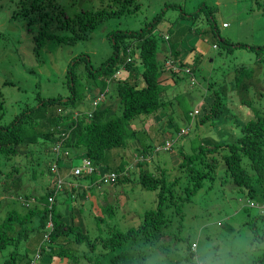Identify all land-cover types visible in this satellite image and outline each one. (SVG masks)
<instances>
[{"label":"trees","instance_id":"1","mask_svg":"<svg viewBox=\"0 0 264 264\" xmlns=\"http://www.w3.org/2000/svg\"><path fill=\"white\" fill-rule=\"evenodd\" d=\"M97 1L95 8L82 6V9L68 13L55 0H17L9 15L24 21L32 42L31 54L43 62L40 53L43 45H70L86 40L103 21L133 14L139 7L136 0ZM262 5L264 13V1ZM164 13L156 12L139 29H109L105 37L110 52L106 57L93 65L89 54L80 52L75 55L65 66L61 81L65 89L63 93L48 96L36 93L32 100L25 97L14 100L12 105L17 111L8 119L3 88L12 82L6 77L0 78V193L17 194L22 197L19 199L21 202L26 201L25 212L10 208L1 219L0 249L12 244L15 246L22 239H28V248V243H33L30 237L36 232L40 241L32 254L26 253V246L23 249L21 258H26L25 264H92L91 255L99 257L96 263L100 264L104 254L110 255L111 264H147L146 259L153 246L163 244L166 247V234L170 236L172 231L170 216L178 214L181 221L183 202L191 201L208 183L217 163L221 164L224 173L221 181L230 179L239 191H244L249 197L259 194L257 199L263 202L264 207V87L256 75L258 71L243 64L232 66L230 82L239 96L236 101L242 108L240 112L251 115L241 116L235 121L238 134L235 133L231 140L221 138L209 144L201 143L192 153L180 148L181 158L175 166L177 174L170 180H167L162 167L157 173L146 170L149 160L144 159L134 162L139 163L140 168L130 165L132 170L129 171L121 157L114 168L107 170L106 154L110 150L113 153L116 149H128L130 142L137 140L133 120L140 115L151 116L167 101L160 95L163 92L160 79L170 74L176 76L172 69L167 71L169 62L172 67L190 68L195 78L201 80L196 68L189 65V56L184 57L178 42L171 40L166 31L156 30ZM191 27L188 32L194 30ZM213 32L218 35L216 28ZM217 37L220 45L228 47V50L236 46L232 41ZM238 44L249 46L243 42ZM249 48L256 51L257 62H263L264 44ZM202 55L197 53L193 56V65L196 66ZM207 85L197 127L201 123H214L223 102L220 91H217L221 89H211L210 82ZM112 91L116 97L111 96ZM250 92L253 96L249 95ZM106 98L115 99L116 107L107 103ZM168 119L175 126L172 117ZM183 128L188 129V125ZM175 130L179 131V127L176 126ZM162 142L161 139L159 143ZM144 143L146 146H142L139 153L151 159L152 145ZM86 158L94 167L93 172L76 173L74 168ZM75 160L79 161L76 166L73 164ZM13 162L18 165H13ZM105 172L116 174L114 185L131 183V173L137 176L133 180L142 189L155 191L156 203L155 207L143 209L137 225L125 232L112 223L113 203L104 204V210L94 216L98 234L89 236L78 222L73 221L75 215H81L78 203L75 206L74 201L99 194L102 189H98L105 185L99 182L100 175ZM37 176L45 179V184L41 181L39 188L32 185ZM29 185L31 187L27 188ZM26 198L34 202L29 203ZM63 203L70 221L63 213ZM171 208L174 213L168 212ZM259 213L257 216L264 221V209ZM249 226L257 237L254 222L251 221ZM83 243L89 249L78 258L76 245ZM189 245L195 252L196 241ZM261 255L264 258V253ZM16 260L15 252H11V258L5 264H16Z\"/></svg>","mask_w":264,"mask_h":264},{"label":"rangeland","instance_id":"2","mask_svg":"<svg viewBox=\"0 0 264 264\" xmlns=\"http://www.w3.org/2000/svg\"><path fill=\"white\" fill-rule=\"evenodd\" d=\"M263 1L136 0L139 4L136 12L103 21L86 40L70 45L52 43L43 45L40 50L42 62L41 59L37 61L31 54L32 42L26 32L24 21L11 18L9 15L13 11H11L12 7H16L17 0H0V78L6 77L12 82V85H6L3 88L6 98V118L12 117L17 111V108L12 105L15 104L14 100H19L21 97L32 100V96L36 93L41 96L63 93L65 89L61 81L65 66L69 59L75 55L80 52L89 54L93 65L106 57L110 52V45L105 37L109 29H139L156 12L165 11L156 30L160 28L162 31H166L171 40L178 42V46L183 49L184 57L189 56V62L193 63V56L197 53L198 55L203 54L196 63V74L201 80L198 84H192L195 78H190L189 82V78L184 74L183 80L172 78L176 82H169L164 86L166 91L160 93V95H164L169 91V94H172L169 95V98H167L168 96L164 97V100L167 101L163 103L162 107L157 109L153 116L140 115L133 120L137 129V139L140 136L144 138L143 133L149 134L148 137L151 138L152 143L160 142L163 137L169 138V142L172 144L169 150H156L151 159L148 156H133L131 149H116L113 153L110 150L111 155L106 154L105 162L108 163L107 170H109L114 168L118 159L123 157L127 161L126 167H129V171H131L130 165L134 163L136 157L139 160H149L146 170L149 169L152 173H157L162 167L167 180H170L177 174L175 166L181 158L180 148L185 152L192 153L196 152L195 150L201 143L209 144L221 138L231 140L237 132L234 127L235 121L239 120L241 116L245 118V115H251L244 113L245 111L240 112L241 106L236 101L239 96L234 85L230 82V74L232 66L235 65L243 64L254 67L258 71L257 77L261 79V86L264 87V60L257 62L256 51L249 48V46L258 48L259 45L264 44ZM55 2L61 4L68 13L76 12L78 9H82V6L89 9L98 6L97 0H55ZM166 3L169 4L166 5ZM222 23H226V26L223 27ZM189 27L194 30L188 32ZM214 28L217 29L218 35L214 34ZM217 36L236 43V46H232L228 50V47L220 45ZM238 42L246 43L249 46H239ZM181 72L179 71L178 74L181 75ZM208 82L211 83V89H221L217 90L220 91L223 99L219 106V117L214 123H201L197 127L196 123L198 124L202 109L198 106L199 114L195 116L193 125L190 126L186 135L178 138L175 127L189 125L188 112L202 101L208 88ZM252 94V92L249 93L250 96ZM111 96L116 97V93L112 91ZM114 101L116 100L106 98L107 103L116 107ZM170 117H172L175 126L169 123L168 118ZM144 122L148 124L146 125ZM154 122L157 123L155 126H149ZM143 125L144 130L142 129ZM148 137L145 140L147 143L149 142L147 141ZM133 142L137 144L136 139ZM138 145L142 146V143L138 142ZM124 151L125 153H123ZM78 163V160L73 161L74 165ZM137 164L139 163H135V165ZM13 165H18V163L13 162ZM143 167L144 165L141 168ZM215 167L216 170L208 183L192 197L191 201L183 202L181 221L178 214L170 216L169 224L172 225V231L170 236L166 234V247L163 244L153 246L150 256H147V264H192V256L195 255V252L204 249L208 244L230 247L236 253L233 258L237 264H252L254 260V264H264V258L261 255L264 253V237H262L264 221L257 216L260 214L259 209L263 211L264 207L263 202L257 199L259 194L249 197L244 191H239L230 179L221 181L223 178L221 175H224L221 164L217 163ZM136 177L131 173L129 176L131 183L118 182L115 185H103L98 189V191L103 190V195L99 193L80 201L75 199L74 205L76 206L78 203L77 207L78 210H81V215H75L73 221L78 222V225L89 236L97 235L98 230L94 216L104 210V204L107 205L111 202L113 203V225L124 232L130 227H135L142 210L155 207L156 203L155 191L142 189L133 180ZM35 179V182H32L33 186L39 188L41 181L45 184V179L41 176H37ZM37 192L35 190V194ZM177 194L180 195L179 192ZM21 198L20 195H12L10 192L0 193V221L10 208L26 211V201L23 198L24 200L21 202L19 200ZM240 198L242 202L239 201ZM26 199L29 203L34 202L33 199ZM252 200L260 202V207L258 204H253ZM242 205H245L246 208H243ZM63 206L64 203L62 210L67 215L65 218L70 221V216L65 212L66 205ZM60 207L58 206V208ZM168 212L174 213L173 208ZM251 221L254 222L257 237L249 226ZM105 222L110 224L108 220ZM173 231L177 232L173 234ZM30 238L33 243L29 242L28 248L26 246L28 239H22L15 246L12 244L0 249V264H5L6 260L11 258V252H15L16 264H25L26 258H21L24 247L26 246L25 248L28 250L25 249V251L30 255L38 244L37 242L40 241L39 234L36 232ZM193 241L197 243L195 252H191L193 249L189 248V244ZM76 248L78 258L83 257V254H86L89 249L84 243L76 245ZM97 252L94 253L97 254ZM89 257L92 258V264H97L99 257L92 255ZM101 258L100 264H111L109 254H104ZM55 261L59 262V259H55ZM63 261L62 259L61 263Z\"/></svg>","mask_w":264,"mask_h":264},{"label":"clouds","instance_id":"3","mask_svg":"<svg viewBox=\"0 0 264 264\" xmlns=\"http://www.w3.org/2000/svg\"><path fill=\"white\" fill-rule=\"evenodd\" d=\"M223 27H225V26H223ZM170 63L171 62L168 63V65L166 66V69L168 67L169 68L167 69V71H169V69H172L175 72L176 76H173L174 74L173 75L170 74V75H168V76H166L164 78H163V76L161 77L160 81H161V85L163 86L162 87V89H163L162 91L163 92L166 91V89L164 87L165 85H168L169 82L174 83V81H171V80H173L172 78H177V79L181 78L183 80L184 79L183 74L187 78H189V82H190V78H195V75L192 73V70L190 68H187V67L186 68L185 67L184 68L183 67L182 68H180V67H172L170 65ZM188 63H189V65L191 67L196 68V66L193 65L192 61L191 62L188 61ZM179 71L180 72L181 71H185V72H181V75H180V74H178ZM196 81H197V83H194ZM198 82L199 81L195 78V81H193L192 84H198ZM169 95L171 96L172 94H169V91H167L166 94H164L163 96H166V97L168 96L167 98H169ZM202 103H203V101H200L199 104L195 105V107L191 111L188 112V115L190 117V122L192 124L190 123V125H188V129L180 127L179 131L176 132V135H177L178 138L182 137L180 135V133H185V135L188 133V130L190 129V126L193 125V123H194L195 116L199 114L198 106L201 107ZM151 116H153V114ZM144 124L147 125L148 123L144 122ZM152 124H157V123L154 122ZM152 124H150L149 126H151ZM133 126H134V128H136L134 124H133ZM142 129L144 130V125L142 126ZM143 134H145V133H143ZM144 136H146V135H144ZM142 138L143 137L140 136V138L137 139V144L133 142L135 139L133 141H131L130 142L131 147L128 148V150L131 149L132 152L137 151V149L140 150V148L142 146H139L138 142L142 141ZM146 139H147V137L143 138L144 141ZM148 140L150 141L149 143L152 144L150 152L152 151L153 153H152L151 157H153V154H155L156 150H159V149L160 150H169L171 148V146H172V144L169 142V138H164L163 137L162 138V140H163L162 143H159V142L158 143H156V142L152 143L151 138H149V137H148ZM136 145H137V147H136ZM134 148H135V150H134ZM141 155H142V153L135 152L133 156H141ZM137 160H139V159H137V157H136L135 161H137ZM125 162L127 163L126 160H125ZM130 164H131V162H130ZM128 165H129V161H128ZM92 172H89V173H92ZM107 173H114V172L102 173L100 175L99 182L102 181L105 185H113V183L115 182L116 174L114 173V179L112 181H109V182L105 183L103 181V175L107 174ZM192 247H193V245H192ZM191 252H194V249ZM235 255H236V253L230 247H228L226 245L225 246H216V245H213V244H208L204 249L198 250V251L195 252V255L192 256V264H237V261L233 258Z\"/></svg>","mask_w":264,"mask_h":264},{"label":"built area","instance_id":"4","mask_svg":"<svg viewBox=\"0 0 264 264\" xmlns=\"http://www.w3.org/2000/svg\"><path fill=\"white\" fill-rule=\"evenodd\" d=\"M222 26H226V23H222ZM93 168L94 167L90 164L89 159L86 158V159H83L82 162L74 168V171L76 173H80L82 171L89 173L93 171ZM113 179H114V173H107L103 175V181L105 183L112 181Z\"/></svg>","mask_w":264,"mask_h":264},{"label":"crops","instance_id":"5","mask_svg":"<svg viewBox=\"0 0 264 264\" xmlns=\"http://www.w3.org/2000/svg\"><path fill=\"white\" fill-rule=\"evenodd\" d=\"M143 135H146L147 137L149 136V134H143ZM148 141H149V140H148ZM140 142L142 143V146H143V147L146 146L143 140L140 141ZM149 142H150V141H149ZM136 147H137V145H136ZM135 152H139V150L137 149V151H134V152H133V155H134ZM140 153H141V152H140ZM131 165H135V163H133V164H131ZM99 193H101L102 195L104 194L103 190L100 191Z\"/></svg>","mask_w":264,"mask_h":264},{"label":"bare ground","instance_id":"6","mask_svg":"<svg viewBox=\"0 0 264 264\" xmlns=\"http://www.w3.org/2000/svg\"><path fill=\"white\" fill-rule=\"evenodd\" d=\"M90 163H91V162H90ZM75 166H76V165H75ZM75 166H74V167H75ZM72 171H73V170H72ZM73 172H74V171H73ZM75 174H76V173H75ZM88 174H89V173H88ZM49 201H50V200H49ZM51 201H52V200H51ZM51 201H50V202H51Z\"/></svg>","mask_w":264,"mask_h":264}]
</instances>
